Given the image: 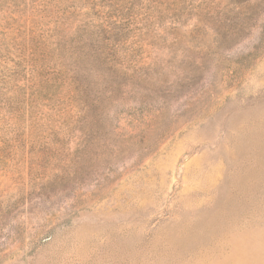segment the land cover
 Masks as SVG:
<instances>
[{
  "label": "rangeland",
  "instance_id": "rangeland-1",
  "mask_svg": "<svg viewBox=\"0 0 264 264\" xmlns=\"http://www.w3.org/2000/svg\"><path fill=\"white\" fill-rule=\"evenodd\" d=\"M0 264H264V0H0Z\"/></svg>",
  "mask_w": 264,
  "mask_h": 264
}]
</instances>
